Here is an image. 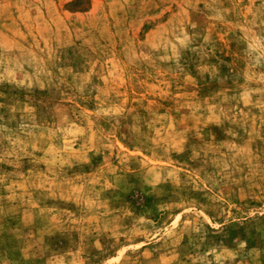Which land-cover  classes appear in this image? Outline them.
Listing matches in <instances>:
<instances>
[{
	"label": "rangeland",
	"instance_id": "374dc122",
	"mask_svg": "<svg viewBox=\"0 0 264 264\" xmlns=\"http://www.w3.org/2000/svg\"><path fill=\"white\" fill-rule=\"evenodd\" d=\"M0 264H264V0H0Z\"/></svg>",
	"mask_w": 264,
	"mask_h": 264
}]
</instances>
